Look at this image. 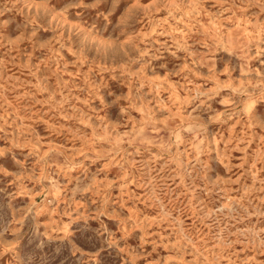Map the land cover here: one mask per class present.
Wrapping results in <instances>:
<instances>
[{
  "label": "rangeland",
  "instance_id": "rangeland-1",
  "mask_svg": "<svg viewBox=\"0 0 264 264\" xmlns=\"http://www.w3.org/2000/svg\"><path fill=\"white\" fill-rule=\"evenodd\" d=\"M0 264H264V0H0Z\"/></svg>",
  "mask_w": 264,
  "mask_h": 264
}]
</instances>
